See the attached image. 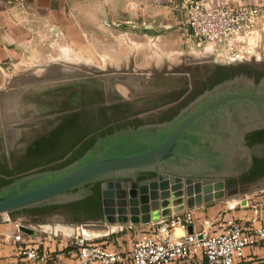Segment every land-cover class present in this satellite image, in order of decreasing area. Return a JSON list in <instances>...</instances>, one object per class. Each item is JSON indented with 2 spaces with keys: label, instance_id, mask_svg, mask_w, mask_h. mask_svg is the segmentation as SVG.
Here are the masks:
<instances>
[{
  "label": "water",
  "instance_id": "water-1",
  "mask_svg": "<svg viewBox=\"0 0 264 264\" xmlns=\"http://www.w3.org/2000/svg\"><path fill=\"white\" fill-rule=\"evenodd\" d=\"M260 128L264 77L258 82L246 74L230 77L204 90L169 120L100 136L68 164L4 184L0 223L6 220L3 213L14 219L26 209L78 200L89 193L86 185L95 182L102 183L104 221L81 226L107 229V234L227 198L224 179L252 166L255 149L247 145L246 135ZM149 173L150 178L138 180ZM19 230L35 234L26 224Z\"/></svg>",
  "mask_w": 264,
  "mask_h": 264
},
{
  "label": "flooded vegetation",
  "instance_id": "flooded-vegetation-1",
  "mask_svg": "<svg viewBox=\"0 0 264 264\" xmlns=\"http://www.w3.org/2000/svg\"><path fill=\"white\" fill-rule=\"evenodd\" d=\"M213 57L180 64L159 61L151 65V76L150 70L133 71L132 64L120 72L85 71V66L26 72L18 85L20 96L14 86L0 97V187L22 174L69 163L100 136L169 120L225 79L246 74L258 82L264 77V58L221 62ZM246 143L255 149L253 163L242 174L224 179L230 194L264 186V128L249 132ZM151 176L144 174L138 180ZM101 185L88 184L89 193L78 200L26 209L23 216L43 223L53 218L103 222Z\"/></svg>",
  "mask_w": 264,
  "mask_h": 264
},
{
  "label": "crops",
  "instance_id": "crops-1",
  "mask_svg": "<svg viewBox=\"0 0 264 264\" xmlns=\"http://www.w3.org/2000/svg\"><path fill=\"white\" fill-rule=\"evenodd\" d=\"M173 0H0V97L7 89L18 86L24 74L35 65L34 60L47 56L41 67L61 66L59 45L62 54L77 52L82 56L99 57L98 67L103 71L120 72L122 67L135 66V70H150V27L172 26L181 22L179 13L170 9ZM246 2L264 9V0H234ZM177 23V24H178ZM147 35L145 43H138V36ZM264 34L258 29L246 40L256 49L257 41ZM253 39V40H252ZM129 42V43H128ZM256 43V44H255ZM146 44L147 53L137 57L133 52ZM139 55V54H138ZM138 58V59H137ZM140 58V59H139ZM140 60V62H139ZM88 61H84L86 64ZM82 66V65H81ZM84 66V65H83ZM147 68V69H145ZM264 187V186H261ZM252 202L260 201L251 195ZM228 196L222 200L192 208L198 225L204 219L218 221L213 229L220 230L222 215L240 222L260 227L258 215L250 207H237L227 211V203L239 201ZM184 210H188L185 208ZM18 223L35 229V234L20 232ZM146 225H139L136 231ZM42 229L43 225H40ZM133 237L135 230L132 229ZM23 233V241L38 245L40 250L51 249L57 255V264H80L78 258L63 246H55L53 233L41 236L38 228L21 219L0 223V264H32L18 254L20 241L15 235ZM133 237L130 234L118 238L116 247L129 248ZM252 258L264 262V240L260 244L247 246L244 258L238 264H252ZM201 264H206L202 262Z\"/></svg>",
  "mask_w": 264,
  "mask_h": 264
},
{
  "label": "built area",
  "instance_id": "built-area-1",
  "mask_svg": "<svg viewBox=\"0 0 264 264\" xmlns=\"http://www.w3.org/2000/svg\"><path fill=\"white\" fill-rule=\"evenodd\" d=\"M169 7L180 14L187 43L211 55L218 48L217 54L228 62L256 57V50L246 39L263 28L264 9L260 6L234 0H173ZM226 206L227 211L252 208L260 227L226 218L225 212L218 231L213 229L218 221L206 218L197 225L192 209H188L150 221L139 231H136L138 226L132 227L135 235L129 248L86 237L62 242L80 264H238L247 246L264 240V200L252 202L243 198ZM6 220L11 219L7 216ZM22 236L23 233L16 234L15 240L22 242ZM18 254L32 264L58 263L55 251L40 250L38 245L24 241L18 246ZM252 264L264 262L252 258Z\"/></svg>",
  "mask_w": 264,
  "mask_h": 264
},
{
  "label": "rangeland",
  "instance_id": "rangeland-1",
  "mask_svg": "<svg viewBox=\"0 0 264 264\" xmlns=\"http://www.w3.org/2000/svg\"><path fill=\"white\" fill-rule=\"evenodd\" d=\"M178 23V22H177ZM176 22L173 23L172 26L167 27L166 29L159 30V26H156V31H150V76L152 73V66L153 63L159 62V61H169L171 64H180L183 63V61H192L198 57L203 56H209L208 52L204 50H200L193 45L187 43L184 35H183V27L184 22L181 20L180 23L177 24ZM147 35L140 34L138 36V43H145L147 40ZM253 40V39H252ZM129 43V42H128ZM256 44V43H255ZM140 49H137L133 51L137 57H141L142 55H145L147 53L146 44H139ZM254 46V45H253ZM59 50L54 51L55 54L59 53L58 58L61 60L60 64L61 66H64V68H68L70 70L79 69L77 66L83 67V65L86 67L85 71L88 69L91 70H101L100 67H98V62L100 61L99 57L96 55L95 57H89V56H82L81 54H78L77 52H67L65 54H62L61 48L62 44L59 45ZM255 49V48H254ZM256 57H253L254 59H262L264 58V34L263 36L257 41V47H256ZM214 52H212V56H214V59H217L221 62H225L226 58L220 56L217 54L219 49L215 48L213 49ZM139 54V55H138ZM49 58L47 56H43V58L34 60L35 65L31 68L37 69L38 71L40 69H43L41 67V64H44L47 62ZM138 59V58H137ZM140 59V58H139ZM250 59V58H249ZM84 61H88L86 64H83ZM140 62V60H139ZM84 69V67L82 68ZM38 73V72H37ZM245 195H251L256 200H264V187H256L251 190H246L243 193H231V197L235 198H242ZM222 200V199H220ZM21 219L24 223L34 225L36 228H38L39 233L41 236H47L48 234H53L55 231L57 232L55 236V246L59 248V246H63L64 242L62 240H74L76 237H84L91 238L90 240H95L99 242H107L108 244L117 245L118 238L122 240V236L126 234H130L133 237V233L131 232L132 229H129L125 225L124 229H115V231L110 232L108 231L105 233L106 235H94L93 233H88V228L81 227L82 224L86 223H100V222H62V221H46V222H39V221H33L25 216H16L15 219ZM11 219V218H10ZM42 223V224H41ZM40 225H43L44 228L40 227ZM72 227V229L66 230L65 227ZM179 230V234L182 232ZM123 241V240H122ZM127 243V241H123V244ZM124 245L118 246L122 247ZM64 249H66L63 246Z\"/></svg>",
  "mask_w": 264,
  "mask_h": 264
},
{
  "label": "trees",
  "instance_id": "trees-1",
  "mask_svg": "<svg viewBox=\"0 0 264 264\" xmlns=\"http://www.w3.org/2000/svg\"><path fill=\"white\" fill-rule=\"evenodd\" d=\"M87 149H88V147H86L85 149H83V150L79 153V155L75 156L70 162H72L73 160H75V159H77L79 156H81V155H82ZM70 162H69V163H70ZM65 164H68V163H65ZM65 164H63V165H65ZM63 165H61V166H63ZM61 166H60V167H61ZM12 180H13V179H10V180L6 181L4 184H6V183H8V182H10V181H12ZM95 195L97 196V203L100 204V201H101L100 189H96V190H95ZM90 198L93 199L94 196H91ZM52 207H57V206H52ZM49 208H50V207H49ZM27 211H29V210H24L23 212H18V214L20 213V215H23V214L26 213ZM74 222H82V220H75Z\"/></svg>",
  "mask_w": 264,
  "mask_h": 264
},
{
  "label": "bare ground",
  "instance_id": "bare-ground-1",
  "mask_svg": "<svg viewBox=\"0 0 264 264\" xmlns=\"http://www.w3.org/2000/svg\"><path fill=\"white\" fill-rule=\"evenodd\" d=\"M3 216L4 217H7L6 213H3ZM83 228H87L85 226H81ZM93 233L94 235H103L105 233H107V229L106 230H100V229H94V228H88V233Z\"/></svg>",
  "mask_w": 264,
  "mask_h": 264
}]
</instances>
